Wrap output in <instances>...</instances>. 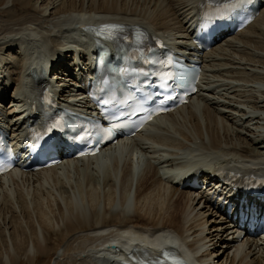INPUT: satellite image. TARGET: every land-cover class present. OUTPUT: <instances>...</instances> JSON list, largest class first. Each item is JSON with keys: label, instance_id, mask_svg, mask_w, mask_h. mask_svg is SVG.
Listing matches in <instances>:
<instances>
[{"label": "bare ground", "instance_id": "obj_1", "mask_svg": "<svg viewBox=\"0 0 264 264\" xmlns=\"http://www.w3.org/2000/svg\"><path fill=\"white\" fill-rule=\"evenodd\" d=\"M5 1L0 0V5ZM205 1L56 0L48 4L52 9L38 13L35 0H10L12 9L5 11V19L0 21V113L10 116L18 111V104L33 100L30 90L40 89L41 85L31 84V72L40 61L50 59L63 67L67 59L89 53L82 39L71 42L76 37L70 32L77 22L140 25L167 40L177 36L187 40L191 38L188 23ZM263 22L264 9L248 29L205 53L204 91L193 98V103L156 120L130 142L110 147L101 159L68 160L58 168L17 171L1 178L5 207L1 216L13 229V246L10 249L4 241L7 259L0 252V264H18L23 257L34 264L39 256L50 259L55 255V264H104L110 239L126 236L130 237L124 243L132 248L128 255L136 257L179 248L195 264H243L249 255L238 257L245 250L249 254L263 250L264 254L263 242L255 244L248 236L241 239V232L220 212L228 187L214 184L210 176L215 165L264 173V147L253 148L264 134V54L252 56L248 52L250 46L264 52V38L259 36L264 35ZM259 23H263L260 30ZM251 32L256 35L251 36ZM6 51H14L13 64L2 57ZM68 63L60 69L58 86L54 84L65 103L77 85L74 79L67 80L71 74ZM29 64L34 67L31 69ZM247 70L251 72L249 77ZM246 80L255 83L253 89L259 93L256 98L262 105L252 102L235 84ZM11 93L13 106H9L12 101L6 103ZM76 100L87 109L85 97ZM8 107L14 110L9 112ZM251 120L263 129L258 135L248 124ZM16 129L22 126L18 124ZM262 140L263 145L264 135ZM190 159L207 165L199 176L204 191L182 188L181 182L191 176L192 170L178 168ZM142 166L143 172L138 175L136 170ZM165 168L169 171L161 174ZM25 220L31 234L23 227ZM172 236L176 243L170 240ZM64 243V251L57 255L56 249ZM232 248L236 249L230 257Z\"/></svg>", "mask_w": 264, "mask_h": 264}, {"label": "rangeland", "instance_id": "obj_2", "mask_svg": "<svg viewBox=\"0 0 264 264\" xmlns=\"http://www.w3.org/2000/svg\"><path fill=\"white\" fill-rule=\"evenodd\" d=\"M36 1V9L38 10V13H39V11L41 12V11H43V9L44 10H46V9H48V10H50V8L52 9V6H50L51 5V3H53V2H55L56 0H35ZM48 4H50V5H48ZM135 5H136V7H137V3H135ZM41 6V7H40ZM43 6V7H42ZM12 9V3L10 2V0H6L2 5H0V21H3L4 19H5V11H7V10H9V9ZM19 9H20V7H18ZM133 8H135V6L133 7ZM34 10V9H33ZM50 13H51V11H50ZM47 14H49V11L46 13V15ZM43 16V15H42ZM4 18V19H3ZM2 19V20H1ZM264 23V22H263ZM263 23H259V25H258V27L259 26H261V24H263ZM29 26V25H28ZM262 28H264V26H262ZM259 30H260V27L258 28ZM250 34V33H249ZM256 34H253L252 32H251V36H255ZM260 37H262L261 39H263L264 38V35H259ZM264 40V39H263ZM221 44V43H220ZM220 44H218L217 46H215V48L216 47H218V46H220ZM258 50V51H257ZM248 52L250 53V54H252V56L254 55V54H256V55H259V54H264V52L263 51H261L260 49H258V48H255L254 46H250V47H248ZM4 56H2V57H4V59L6 60V62L8 63V64H13V62H14V60L16 59V55L14 54V52L12 51V52H9V51H6L4 54H3ZM240 57V56H239ZM15 58V59H14ZM259 58V56H256V59H258ZM246 59V58H245ZM256 67H261L260 65H256ZM260 69L261 68H259V69H257L258 71H260ZM246 72V74H247V77H249V75L248 74H250L251 72L250 71H245ZM262 72V71H261ZM53 79V78H52ZM55 79V78H54ZM213 79H215V80H217L218 78L217 77H214ZM72 82V81H71ZM249 82V80H246V81H235V84L237 85V87H238V85H239V87H238V89L239 90H241V92L243 93V92H245L246 94H247V96H249V98H251V101L252 102H257L258 104H259V99L258 98H256L257 96L256 95H259V93L258 92H256V91H254V89H253V86L255 87V83H248ZM251 82V81H250ZM249 85H248V84ZM244 85V86H243ZM248 86V87H247ZM257 87H259L260 85H256ZM242 87V88H241ZM244 87L246 88V89H244ZM225 89H227V87H224ZM236 89V88H235ZM255 89H256V87H255ZM233 91V90H232ZM251 91V92H250ZM223 92H225V91H223ZM258 93V94H257ZM11 95H12V93H11ZM224 98H222L221 99V101H225L226 103L227 102H229V101H227V100H223ZM257 99V100H256ZM259 105H262L261 104V102H260V104ZM9 108V107H8ZM246 110H248L249 111V109L248 108H246V107H244ZM9 110V112H12L10 109H7V111ZM234 116H236L237 115V113H235V114H233ZM11 117H13L14 116V114H11L10 115ZM237 116H239V114L237 115ZM250 123H248L249 125H250V127H251V129L256 133V135H258L259 134V131H261V130H263L262 129V127H261V125H257L256 123H257V121H254V120H251V121H249ZM261 128V129H260ZM244 134H247V132L246 133H244ZM263 133H261V138L259 139V141L260 142H257V144H255V145H253V148H256V147H258L259 149L260 148H263L264 147V144L262 145L261 143L263 142ZM253 137H256L254 140H256L257 139V136H253ZM259 144H261V145H259ZM259 145V146H258ZM257 148V149H258ZM258 149V150H259ZM54 200V199H53ZM60 201H61V199H60ZM135 201H134V197H133V200H132V203H134ZM3 199H2V196H1V194H0V252L1 253H3V259L4 260H6L7 258V255H6V247L5 246H3L2 244H4V241H5V244L6 243H8V247L10 248V246H11V248H12V246H13V239H11V238H13V229L12 228H10L11 226L10 225H8V223H6L5 222V220H3V216H1V212H2V210L5 208L4 206H3ZM26 223V220L25 221H23V227L24 228H27L28 226H26V225H28L27 223ZM28 229L29 228H27V231H28ZM4 232V233H3ZM28 233H30L31 234V231H30V229H29V231H28ZM1 234H3V235H1ZM4 234H6V236L4 235ZM11 234H12V236H11ZM29 234V235H30ZM4 236V238H2ZM6 238V239H5ZM54 240L56 239V237H54L53 238ZM9 241V242H8ZM65 245H66V243H64L62 246H61V248L59 247L58 248V246H56L58 249H56V252H58V254L57 255H59V253L61 254L62 253V251H64V248H65ZM30 246H32V242H30ZM10 248V249H11ZM235 249L236 248H232V250H230V257H232L233 256V254L235 253ZM218 250V249H217ZM245 252V253H244ZM243 253H241L240 255H239V257H238V260L239 259H241V257H243L244 255L246 256L247 254H248V251L247 250H245ZM264 255V254H263ZM6 256V257H5ZM56 256V255H55ZM51 257L50 259H45V258H43V257H37V260H36V262L34 263V264H55V262H56V260H57V258H58V256H56V257ZM244 256V257H245ZM56 259V260H55ZM246 260V259H245ZM244 260V261H245ZM246 262H247V264H252L253 262H254V264H264V257L263 256H261V257H257V256H253L252 254H250L249 255V257H248V259L245 261V262H243V264H246ZM21 264H31L30 262H28L27 260H26V258H22L21 259V262H20ZM20 263H18V264H20Z\"/></svg>", "mask_w": 264, "mask_h": 264}, {"label": "snow or ice", "instance_id": "obj_3", "mask_svg": "<svg viewBox=\"0 0 264 264\" xmlns=\"http://www.w3.org/2000/svg\"><path fill=\"white\" fill-rule=\"evenodd\" d=\"M107 30V29H106ZM115 127V125H113V128ZM112 128H108V129H106L105 131H106V133H107V135L109 136V138L111 137V134H112ZM54 147H55V145H54Z\"/></svg>", "mask_w": 264, "mask_h": 264}]
</instances>
